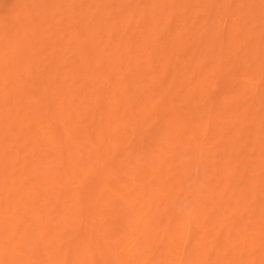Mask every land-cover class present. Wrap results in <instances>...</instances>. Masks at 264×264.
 Instances as JSON below:
<instances>
[{"label":"bare ground","instance_id":"bare-ground-1","mask_svg":"<svg viewBox=\"0 0 264 264\" xmlns=\"http://www.w3.org/2000/svg\"><path fill=\"white\" fill-rule=\"evenodd\" d=\"M64 1L0 16V264H264V0Z\"/></svg>","mask_w":264,"mask_h":264},{"label":"rangeland","instance_id":"rangeland-1","mask_svg":"<svg viewBox=\"0 0 264 264\" xmlns=\"http://www.w3.org/2000/svg\"><path fill=\"white\" fill-rule=\"evenodd\" d=\"M14 0H9L8 2H7V5H5L6 3H2L1 2V0H0V16H2V18L3 17H5V18H7V20L8 21H10V20H14L16 17H17V10H18V7L16 6V5H13L12 4V2H13ZM29 0H20V5H22V7H24L25 6V2H28ZM105 2H107L106 3V5L107 4H109L108 2H109V0H104ZM111 1V0H110ZM127 0H124L123 2L125 3ZM71 1L70 0H67V1H64L63 2V6L58 10V11H62L63 13H64V16L65 17H68V15H69V13H68V10H70V5H68L69 3H70ZM10 5H12V7H13V9H12V7H10ZM106 6L104 5V7L102 8V10L103 11H105V12H108V10L105 8ZM74 8V7H73ZM77 8V7H76ZM195 8V7H194ZM25 11H23L24 13H26V9H24ZM102 11V12H103ZM208 13V12H207ZM217 13V12H216ZM215 13V11L214 12H212L211 14H210V16L213 18H211L212 20L211 21H213L214 23H213V29H216V30H221L220 28H219V25H220V17H218V13L216 14ZM213 15H215V16H213ZM99 17V15H95V18H97V17ZM192 16H194V15H192ZM191 16V17H192ZM190 17V18H191ZM190 18H188L187 20H185L184 22L185 23H187V24H189L191 21V19ZM98 19V18H97ZM174 20V21H177L176 20V18L175 17H169V20ZM199 19H201V18H199ZM249 18H245L244 20H248ZM106 22L108 21V20H105ZM103 22V21H102ZM261 22V23H260ZM64 25H68L66 22H64L63 23ZM255 24V26L253 25V26H251L252 28L250 29L251 30V32L254 34V32L257 34V33H261V32H259V31H264V30H262V28H264V27H260V25L262 24V21L260 20V21H257L256 23H254ZM260 24V25H259ZM46 25V24H45ZM44 25V26H45ZM69 26V25H68ZM262 26H264V24H262ZM61 28H64L65 29V26L63 27V26H61ZM61 28H56L55 30L57 31V30H60ZM30 33H31V31H30ZM32 34V33H31ZM45 35H46V33H45ZM262 33L260 34V38L262 37V36H264V35H262ZM46 36H51V33H48ZM257 36H258V34H257ZM102 39V38H101ZM70 40V39H69ZM105 40V39H104ZM184 40H186V37H184V38H181V39H179L178 40V38H176L174 41H176V44H178V46L180 47V46H183V44H184ZM261 40V39H260ZM56 39L55 38H51L50 39V41H49V43H51L50 45H49V47H53V49L55 50V49H57V51L60 49V47H62L61 49H63V48H65V47H63V46H61V45H59V44H55L56 43ZM126 40H124V42H125ZM262 44H264V37H262ZM72 42V41H71ZM132 42H136L135 40L134 41H132ZM76 44V42L75 41H73L72 42V44H71V47L72 46H74L75 44ZM59 45V46H58ZM71 47H68V48H65L64 50H60L56 55V57H60V56H58V55H61V58H59V59H62L63 57H65V59L66 58H69L70 57V54L69 53H66L67 52V50H70V48ZM248 47V46H247ZM37 49H39V47H36ZM181 50V49H180ZM179 52V51H178ZM253 51H251V52H248V54L246 55V57H247V59L248 58H251V57H253V54H255V53H253V54H250V53H252ZM48 53V52H47ZM66 53V54H65ZM46 54V53H45ZM44 53H37V54H35V58H36V60H38V59H43L46 55H45ZM54 54H51V57L53 56ZM257 55V54H256ZM16 56H18L17 54H16ZM255 56V55H254ZM71 58V57H70ZM134 59H135V57H134ZM134 59L132 60V61H134ZM251 60V59H250ZM250 60L248 61V63L247 64H249L250 65ZM209 61V60H208ZM256 61V60H255ZM258 61V60H257ZM257 61L256 62H254V63H257ZM175 62V60H173L172 61V63H174ZM253 62V61H252ZM261 62V61H260ZM209 63H210V61L209 62H207V64L209 65ZM254 63L252 64V65H254ZM208 65H206V69L208 68L207 66ZM212 65V63L210 64V66ZM209 66V67H210ZM228 66H231V64L230 63H228ZM129 67H134V64H130L129 65ZM172 68H173V65H172ZM219 71H221V70H219ZM219 75H220V73L219 74H217V76H215L217 79H216V81L214 80V82L216 83V84H214V82H211L212 84H210V86H213L214 87V90L215 91H217V90H219V93H218V91L217 92H215V94H218V95H216L214 98L215 99H213V101H212V103L214 102V104L213 105H215V106H218V107H225V106H228V105H232V106H234L235 104H237L238 102V97L236 96L237 94L236 93H239V90H237L238 88L239 89H242L243 87H244V90L250 85L249 83H246V82H244L243 80H242V78H241V80L240 79H238L237 78V82H236V80H235V82L237 83L236 85H235V87H233L234 86V84H227L228 82L225 80V82H223L224 80H223V78L221 79V77L219 78ZM18 79H20V78H18ZM219 79H221V80H219ZM181 79L180 78H178L177 79V81L175 82V83H178L179 81H180ZM218 81V82H217ZM221 81V82H220ZM241 81H243V82H241ZM29 82V81H28ZM227 82V83H226ZM151 83L152 84H154V85H156L157 84V81H156V79L155 78H151ZM31 84V83H30ZM148 83H145L144 85H147ZM215 85V86H214ZM229 85V86H228ZM248 85V86H247ZM37 85H35V84H33L32 86H31V88H35ZM209 86V87H210ZM234 88V90H233V88ZM250 87V86H249ZM162 88H165L166 89V86L164 87H162ZM236 88V89H235ZM236 90H237V92H236ZM37 91V90H36ZM36 91L34 92H32V90H28V95H29V97L27 98V101H33V97H31V95L33 94H38V93H36ZM241 91V90H240ZM222 93V94H221ZM225 99V100H224ZM88 103V106H92V103H90L89 104V102H87ZM228 104V105H227ZM174 105H169V107H173ZM190 106H192V107H190L191 109L192 108H195V105L194 104H192V105H190ZM168 107V108H169ZM167 108V109H168ZM175 108V109H174ZM176 109H178V108H176V107H173L172 108V111H175ZM196 109V108H195ZM169 110V109H168ZM170 111H171V109H170ZM191 112H192V110H191ZM193 112H194V110H193ZM192 112V113H193ZM200 121H202V120H200ZM21 129H23V130H25V124H22L21 126ZM38 127H40L39 125H38V123H37V127H36V129H38ZM150 128H153V127H150ZM150 128H143V131H145V130H148V129H150ZM155 130V128H153V131ZM37 134H39L40 132L39 131H37L36 132ZM140 133V132H139ZM128 137H130L131 136V133H127L126 134ZM139 135H137V137H138ZM206 137H210V134H208ZM8 138H6V140H7ZM11 139V138H10ZM138 138H134V141H133V143H136V144H134V145H132V146H135V145H137V143H140V140L138 139ZM245 140H247V138L245 139ZM12 143H11V142ZM10 141H8L7 140V142L6 143H4V145H6L7 147L9 146V147H11L13 150H15L14 148L16 147V144H15V142L13 141V138H12V140H10ZM132 142H131V144H133ZM15 146H14V145ZM129 145H130V142H129ZM131 146V145H130ZM6 147V148H7ZM191 149H194V148H191ZM249 149H250V147H249ZM182 150H183V153H185V154H187V153H189L191 150L190 149H187V148H185L184 146H183V148H182ZM13 153V152H12ZM27 154V152H23V153H20L19 154V156H25ZM28 160V159H27ZM118 162V158L115 160V162L113 163V167L114 168H116V169H119V168H121V167H124V165L123 166H119V164L117 163ZM191 173H193V171L191 170L190 171ZM227 179H233V178H236V175L234 174V172H232V171H230V170H228L227 171ZM207 175V174H206ZM206 175H204V176H206ZM229 176V177H228ZM76 184H74V186H75ZM186 186V185H185ZM207 186L209 187L210 186V183H207ZM175 192V191H174ZM173 192V193H174ZM176 193H174L173 195H175ZM174 199V198H173ZM115 200H117V199H115ZM176 201V200H175ZM214 201H216V199L214 200ZM89 210H91V212L92 211H94L95 209H89ZM98 210V209H97ZM96 212V211H95ZM94 213V212H93ZM1 223H4V220H1L0 221ZM8 235H10V232L9 233H7V235L6 236H8ZM4 240H6V238L4 239ZM261 248L262 249H264V245H262L261 246ZM245 259H246V257H244Z\"/></svg>","mask_w":264,"mask_h":264}]
</instances>
